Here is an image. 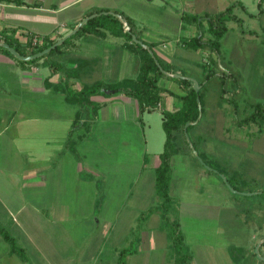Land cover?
I'll return each mask as SVG.
<instances>
[{"label": "crops", "instance_id": "1", "mask_svg": "<svg viewBox=\"0 0 264 264\" xmlns=\"http://www.w3.org/2000/svg\"><path fill=\"white\" fill-rule=\"evenodd\" d=\"M24 1V5L0 1V32L17 28L16 36L23 42L28 36L35 35L59 40L68 35L85 14L108 2L102 0L97 5L80 7L61 21V14L87 0ZM174 1L175 6L179 4L183 8L177 14L181 28L190 26L193 30L188 36L176 39L165 35L170 41L158 34L153 35L151 28L143 29L134 16L126 13L132 20L131 27H134L136 36L144 44L153 46L156 56L172 67L171 72L176 70L173 58L179 49L197 54L200 50L184 44V40L197 35L198 32L192 34L193 31L200 29L194 20L185 27V16H203L207 10L221 12L213 9L215 0ZM107 39L115 42L122 60L124 52L135 57L130 66L134 75L126 77L128 68L125 67L122 74L119 68L111 74L113 70L108 61H104L105 52L102 51L106 49L103 44ZM128 43L131 42L125 35H115L108 29L105 35H78L62 48L61 53L51 57L57 67L48 65L45 59L22 64L0 50V87H6L9 73L18 70L11 90L7 94L0 92V228L7 230L22 249V254L13 252L11 244L0 233V264H118L123 250L127 251L124 264H175L174 242L160 211L156 210L161 202L156 190V167L165 141L160 154L148 151V140L144 138V114L178 109L174 100L177 96L164 92L162 102L155 109L141 112L138 101L125 92L106 90L105 94L92 95L91 102L83 107L78 102L69 101L64 90L65 84L77 90L85 84L102 82L112 85L126 78H136L140 60L137 54L126 48ZM78 58L85 59L79 76L70 73L77 69ZM124 62L125 65L128 63ZM201 64L198 62L197 66L201 68ZM172 75L161 77L160 85L170 90L180 88L183 94ZM15 83L19 89H15ZM255 90L256 103L264 102V88L260 86ZM16 97H19L17 104ZM12 120L18 121L12 126ZM126 130L132 132L128 133V139L124 138ZM115 132H120L118 138ZM133 132L143 135L142 139L147 143L143 142L140 154L132 162L125 161L123 155H119L123 152L121 148L129 146L133 140ZM201 135H197L199 143L203 142ZM95 137H101L96 146L91 144V138ZM32 143L37 144L38 151L35 167H30L27 159L26 149L34 146ZM204 143L199 151L207 159L211 158L209 144L206 140ZM109 154L113 159H109ZM172 159L170 194L174 201L170 218L180 224L192 264H264L261 218L255 221L253 217H247L244 220L245 223H255L261 232L257 237L260 257L246 255L242 261L236 255L232 240L221 242V246L219 242L211 244L205 240L204 243H189L181 219V212H187L188 208H182L179 202L188 184L175 172ZM203 169L197 170L198 176L205 173L216 175ZM147 193L156 204H144ZM194 205L196 207L191 210L197 213H211L207 205ZM218 221L216 228L220 231L222 221L220 218ZM251 246H247L246 253L249 254Z\"/></svg>", "mask_w": 264, "mask_h": 264}, {"label": "rangeland", "instance_id": "2", "mask_svg": "<svg viewBox=\"0 0 264 264\" xmlns=\"http://www.w3.org/2000/svg\"><path fill=\"white\" fill-rule=\"evenodd\" d=\"M100 1L102 0L82 1L77 8L68 9L59 18L62 21L69 15L76 13L80 7L89 4L97 5ZM235 1L240 0H215L216 4L213 9L222 11ZM241 1L246 9L237 7L234 9V13L242 18L243 25L241 27L239 22L234 20L227 22L229 29L221 39L220 55H217L209 45H206L197 48L200 49L198 54L194 51L179 49L173 58L174 68L178 72L174 76H182L181 73H186L193 76L192 79L200 82L205 80L207 74H216L202 91L204 97V113L202 112V116L204 119L196 127L197 129H193V135H196L193 139L197 140L198 149H201L206 140V144H209L211 149L209 153L212 152V157L206 159L218 168L224 171L227 170L229 175L235 174L237 180L235 179L234 183L240 190L235 189L240 192L235 193L236 191L231 189L224 179L217 174L197 175V170L204 167L196 159L197 156L191 145L189 144L191 149L187 146L184 134H181L178 138L180 153L173 157L172 163L175 172L180 177H184L188 184L187 191L184 192V195H181L179 202L182 208H188L187 212H181V219L189 243H204L205 240L211 244L219 242L221 246V242L232 240L231 243L234 242V245H236V255L244 261V256H254V252L260 257L257 252L260 241L257 237L261 234L256 229L257 225L255 223L250 221L245 223L244 220L247 217L249 219L253 217L255 221L261 218L262 227H264V126L261 127L257 123H250L243 127L239 126V120L255 111L256 101L258 100L254 93L255 89L260 86L264 88V12L259 13V0ZM174 3V0H108L102 8H94L93 12L95 13L93 15L98 14L99 11L118 16L119 13L129 16L126 14L128 13L136 18L143 29L151 28L153 35L158 34L170 41L165 35L176 39L188 36L190 30H193L192 27L188 26V20L184 23V26L188 27L181 28L177 14L181 13L183 8L179 4L178 7L175 6ZM214 11L207 10V14L212 15ZM251 14H254V16H251ZM110 26L120 28L117 23H110ZM243 29L246 32H243ZM249 30H254L257 33L250 34ZM201 31L203 40L211 41L215 38L209 29V23L205 20ZM197 32L199 33L197 30L193 31L192 34ZM114 43L113 40L107 39L103 44L106 49L102 50L105 52L104 61H108V66L113 70L111 74L117 68L120 69L122 74L125 67L128 68V71L126 69V77L134 75V72L130 71V66L132 65L131 60H134L135 57L133 55L128 56L127 52H124L122 60L121 52ZM97 46L100 47V44ZM1 52L3 51L1 50ZM124 60L126 63L128 62L126 65ZM198 62L202 63V69L197 66ZM6 71L10 72L9 69ZM13 72V74L9 73L6 87L1 86L0 92L7 94V91L11 90L18 70H13ZM223 76L226 80L224 99L220 96ZM14 86L15 89H19L16 83ZM172 89L182 94L180 88L172 87ZM174 100L177 103L176 105L181 104L177 97ZM14 101L17 104L19 97L14 98ZM262 103L264 104V102ZM144 120L146 122L144 138L148 140V143L145 139L144 141L148 144V151L152 154L154 152L160 154L165 141L162 113L158 110L147 112L144 114ZM17 121L12 120L11 125H15ZM125 129L127 128L125 127ZM119 133L115 132L114 135L118 138ZM128 133L132 134L131 130L129 132L126 130L124 138L128 139ZM199 133L202 134L201 137H204L201 143L198 142L200 141L197 137ZM133 134V140L129 146L121 148L123 152L119 156L123 155L122 158L125 161L132 162L138 153L140 154L139 149L143 146V135L138 134V132H133ZM186 137L189 142L190 136L186 135ZM100 138H91L93 142L91 144L96 146L97 142H101ZM32 144L34 146L26 149L28 150L27 159L29 160V166L35 167L37 146H35L36 143ZM95 152L100 153V151ZM112 153L114 154V152ZM110 155L109 159H113ZM130 157L131 159H128ZM99 189L101 188L99 187ZM172 194L174 193L172 192ZM150 196L151 194L147 193L144 204H156L152 197L149 198ZM194 204L209 206L211 213L206 215L191 210L196 207ZM219 218L222 221L220 231L216 228ZM248 245H253L249 250V254L246 253Z\"/></svg>", "mask_w": 264, "mask_h": 264}, {"label": "trees", "instance_id": "3", "mask_svg": "<svg viewBox=\"0 0 264 264\" xmlns=\"http://www.w3.org/2000/svg\"><path fill=\"white\" fill-rule=\"evenodd\" d=\"M1 2H13L16 5H24V0H0ZM238 5L242 6L243 9H246L244 4L240 1L231 4L225 10L221 12L213 13L212 15L205 14L204 16H196V15H186V19L189 23L193 20L197 22L199 29V33L196 36L188 38L184 40V44L188 46V48H201L206 45H209L217 55H220V46L221 39L228 31L227 21L236 20L239 22V25L242 27L243 20L238 17L233 11L234 8ZM259 13L264 12V0H259L258 2ZM95 12H88L85 14L84 18L93 15ZM94 17H91L88 21H86L78 31L68 37L62 44L53 48L49 53L32 59V60H22L13 55L8 48L4 46V44H8L11 47L20 53L21 55L28 56L33 55L37 52H40L50 46H52L57 39H51L48 36H28L26 42H23L20 37L16 36L17 28L4 29L0 32V50L3 53L7 54L11 58L17 60L18 62L25 63H36L42 59L47 61L46 63L50 66H54L56 64L55 61L51 60V57L55 54L61 53L62 48L74 37L85 34V33H94L105 35L106 30L108 29L115 35H125L126 38L131 42L126 45V48L130 50V52H134L138 55L140 60L139 72L136 78H126L123 82H118L112 85H106L102 82H95L93 84H85L80 89H71L67 84L64 85V90L66 91L67 98L71 102H78L83 107L85 103L91 102L90 97L92 95H96L99 93H106V90H115V92H125L129 96L135 98L140 107V111L144 112L146 110L152 111L155 109L160 102L163 100V93L167 92L168 94L177 96L181 101V104L178 105V109L172 110H164L163 113V128L166 133V140L164 144V151L160 154V162L156 167V190L161 199L160 204L157 206L156 210H159L165 223L166 227L170 231V236L174 242V247L176 251L175 264H192V256L187 251L186 245L184 242L183 232L180 230V224L177 221H172L170 218V212L173 207V198L170 194L171 191V172H172V164L171 159L174 155L180 153V145L178 144V138L181 134H184L186 144L189 146V142L186 137L185 126L187 123H190L187 129V133L192 140L193 146L199 152L201 158L205 162L203 164L198 157L196 159L200 164L206 167L209 172H214L221 177L223 174L226 178L228 186L231 189L237 188L234 183L235 174L227 173V170H223L218 168L217 166L210 163L209 160L206 159V156L201 153L197 147V140L193 138V129H195L201 122L202 119L196 122L200 116L201 111L204 113L203 109V89L211 80V78L216 75L215 73L207 74L204 81H200V89L196 90L194 86V79L186 76L184 73H181L182 76H173L178 73L175 71H170L172 68L168 63L161 60L158 56H153L149 49L140 45L139 43L133 40V34H135L134 27H131L132 20L129 16H124L119 13L118 15L112 13H103L101 11L97 12ZM254 16V14H251ZM200 17V18H199ZM83 18V19H84ZM208 20L209 29L214 34L215 38L211 41H205L202 38L201 28L203 26V21ZM110 23H117L120 28L111 27ZM125 23H128L130 28L125 30ZM75 26L72 27V30ZM11 32L7 34L6 32ZM243 32H246L243 29ZM250 34H256L257 32L254 30L248 31ZM153 47L152 45L150 46ZM160 63V65L157 63ZM78 67L76 70L70 72L73 75H80L81 68L83 67V63L85 61L84 58H78ZM57 67V65H55ZM172 73L171 76L173 79L177 80L183 90V94H177L173 90L163 88L160 85V78L163 76H167V74ZM222 90L221 97L224 99L225 94V83L226 80L223 76L222 79ZM200 97V101L198 100ZM250 123H257L261 127L264 126V104L262 102H258L255 105V111L250 113L248 116H245L243 119L239 120V126L243 127ZM191 149V148H190ZM214 169L218 170L215 171ZM223 179V177H221ZM237 180V179H236ZM225 181V180H224ZM255 195V194H254ZM153 210H151L152 212ZM0 233L4 236V238L11 244L12 251L18 252L22 254V249L17 246L16 240L9 234L7 230L4 228H0ZM264 244V242H263ZM261 255V252H258ZM127 254L126 250H123L119 259L118 264H124V258ZM257 255V253L254 252Z\"/></svg>", "mask_w": 264, "mask_h": 264}, {"label": "water", "instance_id": "4", "mask_svg": "<svg viewBox=\"0 0 264 264\" xmlns=\"http://www.w3.org/2000/svg\"><path fill=\"white\" fill-rule=\"evenodd\" d=\"M95 15H96V14H95ZM95 15H91V16H88V17L82 19V20L77 24V26H76V27H75V28H74V29H73L68 35H66V36H64L63 38H61V39H59L58 41H56L52 46H50V47H48V48H46V49H44V50H42V51H40V52H37V53H35V54H33V55L24 56V55H21L20 53H18V52L14 49V47L9 46L8 44H4V46H5L6 48H8L9 51H10L13 55H15L17 58L22 59V60H32V59H35V58L41 57V56H43V55L49 53V52H50L53 48H55L56 46L62 44V43L68 38V37H70L71 35L75 34V33L78 31V29H79V28H80V27H81L86 21H88L91 17H94ZM133 40H134L135 42L139 43L140 45L145 46L147 49L150 50L151 54H152L153 56H155L154 50H153L150 46L144 44V42H143L142 40H140V39L136 36V34H133ZM157 63L160 65V63L158 62V60H157ZM194 81H195L194 86H195L196 90L199 91V89H200V84H199V82L196 81L195 79H194ZM198 100L200 101V97H198ZM201 117H202V111H201L200 116H199V118H198V120H197L196 122H198V121L200 120ZM189 125H190V123H187L186 126H185V132H186L187 135H188V133H187V129H188V126H189ZM189 144L191 145L193 151L195 152V154H196V156L199 158V160H200L201 162L204 163V161H203V159L201 158L199 152H198V151L196 150V148L193 146V143H192V140H191V139H189ZM206 166H207V165H206ZM221 176L223 177V179L225 180V182L228 183L227 178H226L223 174H221ZM228 184H229V183H228ZM233 190L236 191V192H240V191H238V190H236V189H233ZM241 192H242V191H241ZM242 193H243V192H242ZM257 252H258V249H257Z\"/></svg>", "mask_w": 264, "mask_h": 264}, {"label": "built area", "instance_id": "5", "mask_svg": "<svg viewBox=\"0 0 264 264\" xmlns=\"http://www.w3.org/2000/svg\"><path fill=\"white\" fill-rule=\"evenodd\" d=\"M128 29H129V26H128V25H126V26H125V30H128Z\"/></svg>", "mask_w": 264, "mask_h": 264}]
</instances>
